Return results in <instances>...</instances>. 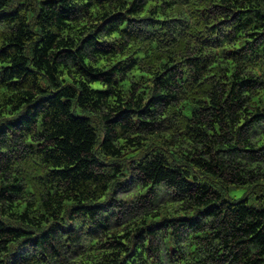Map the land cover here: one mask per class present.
Here are the masks:
<instances>
[{"label": "trees", "instance_id": "16d2710c", "mask_svg": "<svg viewBox=\"0 0 264 264\" xmlns=\"http://www.w3.org/2000/svg\"><path fill=\"white\" fill-rule=\"evenodd\" d=\"M0 264H264V0H0Z\"/></svg>", "mask_w": 264, "mask_h": 264}, {"label": "rangeland", "instance_id": "374dc122", "mask_svg": "<svg viewBox=\"0 0 264 264\" xmlns=\"http://www.w3.org/2000/svg\"><path fill=\"white\" fill-rule=\"evenodd\" d=\"M242 194V191L241 190H234V189H232L231 191H230V195L232 196V197H238V196H240Z\"/></svg>", "mask_w": 264, "mask_h": 264}]
</instances>
